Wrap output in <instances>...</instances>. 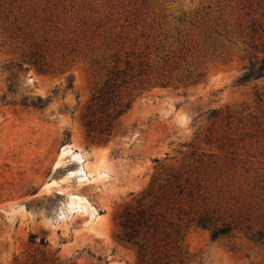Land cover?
Here are the masks:
<instances>
[{"label":"rangeland","instance_id":"obj_1","mask_svg":"<svg viewBox=\"0 0 264 264\" xmlns=\"http://www.w3.org/2000/svg\"><path fill=\"white\" fill-rule=\"evenodd\" d=\"M263 53L264 0H0V264H145L119 226L138 207L179 231L184 264H264L242 232L178 219L264 227V77L236 83ZM126 63L105 140L83 114ZM25 95L50 101L6 103Z\"/></svg>","mask_w":264,"mask_h":264},{"label":"trees","instance_id":"obj_2","mask_svg":"<svg viewBox=\"0 0 264 264\" xmlns=\"http://www.w3.org/2000/svg\"><path fill=\"white\" fill-rule=\"evenodd\" d=\"M128 63L122 70L113 68L109 73L102 86L98 88L97 94L92 98L83 114L82 122L89 133L97 132L106 140L112 131V122L118 117L125 108L126 104L115 102L118 89L122 84L127 83L132 75L129 72ZM141 73V72H139ZM138 73V74H139ZM264 77V53L259 61L250 63L244 68L242 73L236 79V83L244 84L252 79ZM72 81L68 82V87L71 86ZM13 93L11 85L7 87V93L1 97L4 100L7 94ZM49 98H43L39 95H25L17 102L15 100L6 101L9 104H17L23 107H32L34 109H43L49 103ZM97 105L96 110L93 106ZM101 112V115L95 118V111ZM215 109L209 112L208 116H214ZM95 121L96 124L95 125ZM178 178L174 174L170 175ZM178 191L183 192L182 188L177 185ZM192 194L189 193V197ZM155 199L158 195H153ZM178 219L181 215L185 217V225H194L209 231L211 240L228 238L233 236L235 230L242 232L251 242L258 244L264 253V227L253 230L249 225L239 227L225 222L221 217L215 216L214 212L207 210L197 211L194 215L188 216V211L181 207L178 208ZM163 216L160 215V218ZM161 219L151 212L150 209L145 207H138L136 209L125 210L119 217V226L122 229V238L126 242L134 245L145 264H184L185 256H183L182 249L179 245L178 237L179 231L175 230L174 235L171 232H165L160 229ZM174 248L179 256L175 262L169 258L170 255L167 251L168 248Z\"/></svg>","mask_w":264,"mask_h":264},{"label":"bare ground","instance_id":"obj_3","mask_svg":"<svg viewBox=\"0 0 264 264\" xmlns=\"http://www.w3.org/2000/svg\"><path fill=\"white\" fill-rule=\"evenodd\" d=\"M68 148L67 147H63V149L61 150V153H60V156H64L66 153H68ZM71 158L73 159V160H77V162L78 163H80V166L77 168V171H78V174H79V176H80V178L81 179H83L84 180V178L87 176V174L86 173H84L85 171H84V164L82 163V157H81V155L79 154V153H73V154H71ZM89 168H91L92 169V167H90V166H88ZM87 167V168H88ZM85 168H86V166H85ZM94 168V167H93ZM91 169H88V170H90L91 171ZM94 170H95V168H94ZM84 171V172H83ZM96 171V173L98 174V175H103V174H105L103 171H97V170H95ZM76 172V171H75ZM73 173V171H71L69 174L71 175ZM77 173V172H76ZM72 198H76V199H80V196L79 195H76V194H71L70 195Z\"/></svg>","mask_w":264,"mask_h":264}]
</instances>
